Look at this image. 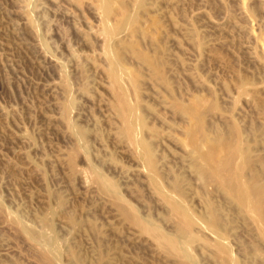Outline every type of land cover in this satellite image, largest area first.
I'll use <instances>...</instances> for the list:
<instances>
[{"label": "rangeland", "instance_id": "rangeland-1", "mask_svg": "<svg viewBox=\"0 0 264 264\" xmlns=\"http://www.w3.org/2000/svg\"><path fill=\"white\" fill-rule=\"evenodd\" d=\"M0 264H264V0H0Z\"/></svg>", "mask_w": 264, "mask_h": 264}, {"label": "bare ground", "instance_id": "bare-ground-1", "mask_svg": "<svg viewBox=\"0 0 264 264\" xmlns=\"http://www.w3.org/2000/svg\"><path fill=\"white\" fill-rule=\"evenodd\" d=\"M174 247V246H173Z\"/></svg>", "mask_w": 264, "mask_h": 264}]
</instances>
